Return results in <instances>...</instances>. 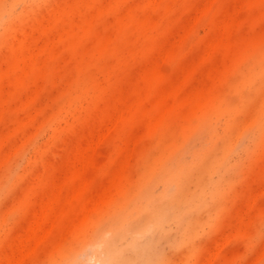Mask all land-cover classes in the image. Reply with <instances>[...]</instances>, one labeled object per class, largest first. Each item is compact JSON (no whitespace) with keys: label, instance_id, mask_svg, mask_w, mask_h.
Here are the masks:
<instances>
[{"label":"rangeland","instance_id":"1","mask_svg":"<svg viewBox=\"0 0 264 264\" xmlns=\"http://www.w3.org/2000/svg\"><path fill=\"white\" fill-rule=\"evenodd\" d=\"M239 1L0 0V264H97L157 219L119 255L264 264V0Z\"/></svg>","mask_w":264,"mask_h":264},{"label":"bare ground","instance_id":"2","mask_svg":"<svg viewBox=\"0 0 264 264\" xmlns=\"http://www.w3.org/2000/svg\"><path fill=\"white\" fill-rule=\"evenodd\" d=\"M240 1H242V0H240ZM239 1V3L241 4V3H243V1L242 2H240ZM156 2V1H155ZM87 3H89V1H87ZM211 3V2H210ZM239 3L237 4V5H239ZM64 5V4H63ZM242 7V6H241ZM107 9V8H106ZM238 9V8H237ZM104 10V9H103ZM61 11V10H60ZM84 11V10H83ZM239 12V11H238ZM58 18V17H57ZM229 18V17H228ZM77 19H78V17H77ZM227 19V18H226ZM238 19V18H237ZM147 20V19H146ZM240 20V19H239ZM228 22V21H227ZM51 23V22H50ZM239 24V23H238ZM48 25H49V23H48ZM221 27H223V26H221ZM236 28V27H235ZM46 29V28H45ZM223 30H224V28H223ZM232 30V29H231ZM66 30H64L63 32H65ZM68 31V30H67ZM235 31V30H234ZM222 32H225V31H222ZM231 32V31H230ZM233 32V31H232ZM224 34V33H223ZM222 34V35H223ZM232 34H234V32L232 33ZM65 35V34H64ZM64 35H63V37H64ZM55 36V35H54ZM221 36V35H220ZM183 39V38H182ZM47 41V40H46ZM179 41V40H178ZM181 41V40H180ZM232 41V40H231ZM56 43V42H55ZM29 44V43H28ZM27 44V45H28ZM106 44V43H105ZM173 44V43H172ZM175 44V43H174ZM173 44V45H174ZM212 46V45H211ZM40 48V47H39ZM210 48V47H209ZM211 48H214V47H211ZM38 49V48H37ZM167 50V49H166ZM211 50V49H210ZM213 50V49H212ZM33 52V51H32ZM36 53H38V52H36ZM209 54V53H208ZM207 54V55H208ZM27 56V55H26ZM161 56V55H160ZM29 57V56H28ZM159 57V56H158ZM162 57H163V55H162ZM25 58V57H24ZM35 58H36V56H35ZM154 58H156V57H154ZM165 58V57H164ZM163 58V59H164ZM163 59H160V60H163ZM25 60H27V59H25ZM219 60V59H218ZM35 61V60H34ZM165 61V60H164ZM31 62V61H30ZM159 63H161V62H159ZM13 64V63H12ZM162 64V63H161ZM31 65V64H30ZM164 65V64H163ZM6 67V66H5ZM162 67V66H161ZM10 72V71H9ZM25 74L27 73V71L26 72H24ZM43 76V75H42ZM23 77V76H22ZM181 87V86H180ZM5 88V87H4ZM8 88V87H7ZM41 88V87H40ZM39 88V89H40ZM138 90V89H137ZM167 90V89H166ZM165 91V90H164ZM144 92V91H143ZM172 92V91H171ZM5 93H6V91H5ZM126 94V93H125ZM168 94H170V93H168ZM168 94H167V96H168ZM4 95H6V94H4ZM141 95H144L143 93L141 94ZM165 96H166V94H165ZM5 97V96H4ZM126 97V96H125ZM128 98V95H127V97L125 98V99H127ZM142 97H140L139 99H141ZM144 98V97H143ZM168 98V97H167ZM166 98V99H167ZM5 100H7V98H4ZM128 101H129V98H128ZM135 103H136V101H134ZM129 103H130V101H129ZM132 103H133V101H132ZM134 103V104H135ZM126 104H128V103H126ZM134 104H133V106H134ZM2 105V104H1ZM3 105H6V104H4L3 103ZM131 106L132 108H133V106H132V104L130 103V104H128V106ZM128 106H126V108L125 107H123V109L122 108H120V109H122V110H124V109H127V107ZM3 107V106H2ZM3 109H6V108H3ZM129 109V111L131 110V108L129 107L128 108ZM128 109H127V111H128ZM166 109V108H165ZM37 110V109H36ZM122 110H119L118 112H120V111H122ZM3 111H5V110H3ZM117 112V113H118ZM123 112V115H124V113H126V112H124V111H122ZM35 113V112H34ZM2 114V113H1ZM4 114V113H3ZM120 114V113H119ZM122 114V113H121ZM31 116V115H30ZM114 116V115H113ZM117 117H119V115L117 116L116 115V118ZM0 118H1V115H0ZM120 118V117H119ZM22 119V118H21ZM121 120V119H120ZM114 121V120H113ZM111 122V121H110ZM117 122V121H116ZM115 122V123H116ZM118 122H119V120H118ZM117 124V123H116ZM112 127V126H111ZM113 128H114V125H113ZM109 129V128H108ZM110 130H112V129H110ZM110 132V131H109ZM109 132H107V134L105 135V136H107L108 135V133ZM104 133H102V135H103ZM26 136V135H25ZM98 136H100L99 134H98ZM104 136V137H105ZM9 137V136H8ZM96 138V137H95ZM99 139H100V137H99ZM99 139H98V141H99ZM3 140H5V139H3ZM103 140V139H102ZM18 141V140H17ZM94 141V140H93ZM87 142V141H86ZM92 142V141H91ZM101 142V141H100ZM19 143V142H18ZM17 143V144H18ZM96 143V142H95ZM16 144V145H17ZM89 144L90 145H88V146H93V145H91L92 143H90L89 142ZM95 145H97V143L95 144ZM95 145H94V147H95ZM98 145H99V143H98ZM86 147V146H85ZM134 147V146H133ZM97 148V147H96ZM96 148H94L95 150H96ZM134 149V148H133ZM132 149V150H133ZM135 150V149H134ZM11 151V150H10ZM9 152V151H8ZM134 152V151H133ZM96 153V152H95ZM131 153V152H130ZM132 154V153H131ZM130 154V155H131ZM7 155V154H6ZM9 155V154H8ZM82 155V154H81ZM84 155V154H83ZM86 155V154H85ZM84 155V156H85ZM129 155V156H130ZM5 156V155H4ZM83 156V158L81 157V162L79 161V163L78 164H80L82 167L83 166H87V163L89 162V159L90 158H88V156H85L84 157ZM10 158V156H8V159ZM128 160V159H127ZM1 161H2V159H1ZM99 161V160H98ZM4 162H5V160H4ZM78 162V161H77ZM3 163V162H2ZM1 163V164H2ZM130 164V163H129ZM89 165V164H88ZM86 166H85V169H86ZM128 166V165H127ZM126 166V167H127ZM81 167V168H82ZM79 171V168L77 167V172ZM90 175V174H89ZM88 175V176H89ZM87 176V177H88ZM86 177V176H85ZM86 177V178H87ZM63 178V177H62ZM89 179L87 180V181H89L90 180V177H88ZM84 179V178H83ZM61 181V180H60ZM84 181H85V179H84ZM83 181V182H84ZM82 182V183H83ZM87 183V182H86ZM86 184H83V187L85 186ZM57 186V185H56ZM78 187H80V186H78ZM77 188V187H76ZM58 189V188H57ZM78 190H79V188H77ZM76 189V190H77ZM60 190H61V188H60ZM75 192V191H74ZM77 192V191H76ZM55 193V192H54ZM77 194V193H76ZM70 195H72V194H70ZM73 195H75V194H73ZM73 195L71 196V198L73 197ZM59 197H60V195H59ZM57 198V197H56ZM70 198V197H69ZM75 198V196L73 197V199ZM72 199V200H73ZM53 200V199H52ZM56 200V199H55ZM71 200V201H72ZM99 200V199H98ZM97 200V201H98ZM47 201V200H46ZM95 201H96V199H95ZM99 202H100V200H99ZM53 203V202H52ZM43 204V203H42ZM51 205V204H50ZM91 205V204H90ZM47 206V205H46ZM46 206H45V208H46ZM43 208H44V206H43ZM43 208H40L41 210V212H43ZM88 208H90L91 209V207H88ZM61 209V208H60ZM39 210V209H38ZM46 210V209H45ZM58 210V209H57ZM34 212V211H33ZM56 212V211H55ZM58 212V211H57ZM36 213V212H35ZM46 213V212H45ZM89 213V212H88ZM42 214V213H41ZM57 214V213H56ZM44 215L45 214H43L42 216L43 217H41L42 219L44 218ZM89 215V214H88ZM41 216V215H40ZM58 218V217H57ZM53 219V218H52ZM54 219H56V216H55V218ZM53 219V220H54ZM32 222H34L33 220H31ZM39 221V220H38ZM35 222V224H36V228H37V226H39L38 224H40V226H41V223L40 222ZM40 221H41V219H40ZM42 222V221H41ZM159 222V220L157 219V220H155L154 222H152L153 223V225H154V227H155V229L159 226V225H157V223ZM49 223H51V222H49ZM52 224H54V221H53V223H51V225ZM48 225V224H47ZM51 225H49L50 227H52ZM151 225V224H150ZM140 228H142V227H137L136 225H134V226H132V227H130L129 229H127V230H125V231H119V233L117 232L116 233V235H114V236H112V237H107V236H104V238H103V241H102V245H104L105 246V249H104V251H101V253H100V248L99 249H97L96 247H91V249H89V251H86V253H85V255L87 256H91V258H95V259H97L98 260V262L99 263H97V264H101V258H102V254H103V258L105 259V260H108V259H110L112 262H113V264H144V260H143V257H141V256H137L136 258H133V259H130V258H128V257H126V255L124 254H122V255H114L113 254V249L116 247V244H117V242L119 241V240H121L126 234H127V232L128 231H130V230H136V229H140ZM33 229V228H32ZM31 229V230H32ZM34 230V229H33ZM38 230V229H37ZM45 232L44 233H42L43 235H42V237L40 238L41 240L43 239V238H45V237H43L44 235L46 236V234H47V232H48V230H49V227H48V229H47V227L45 228ZM51 230V229H50ZM32 232L30 231V235L32 236V234H31ZM193 237H195V236H193ZM28 238V237H27ZM38 238V243H40L39 241H40V239ZM28 240H29V238H28ZM43 241V240H42ZM23 242V241H22ZM34 243V242H33ZM37 243V244H38ZM35 246H36V244H35ZM30 247V246H29ZM32 247V246H31ZM37 247V246H36ZM33 248H35V247H33ZM33 248H31L30 249V252L29 253H31L33 250ZM22 249V248H21ZM15 250V249H14ZM19 250V249H18ZM32 250V251H31ZM21 250H19L18 252H20ZM29 251V250H28ZM17 252V251H16ZM21 253H22V251H21ZM29 253L27 252V255L26 256H28L29 255ZM26 254V253H25ZM19 255V254H18ZM21 256V255H20ZM23 256V255H22ZM21 256V257H22ZM25 256V255H24ZM22 257V258H25V257ZM4 258V257H3ZM216 258V257H215ZM18 259V258H17ZM20 260V261H19ZM19 260H17V261H15V258H14V261L18 264V262H21V260L22 259H20V257H19ZM24 260V259H23ZM94 260V259H93ZM14 262V263H15ZM213 262H214V260H213ZM212 263V262H211ZM13 264V263H12Z\"/></svg>","mask_w":264,"mask_h":264},{"label":"clouds","instance_id":"3","mask_svg":"<svg viewBox=\"0 0 264 264\" xmlns=\"http://www.w3.org/2000/svg\"><path fill=\"white\" fill-rule=\"evenodd\" d=\"M155 227L154 225H147L143 228L130 230L127 234L117 242L116 247L113 249L114 255H119L121 253H146L152 246L154 237ZM91 260L92 258L89 257ZM101 264H113V262L108 259L105 260L101 258Z\"/></svg>","mask_w":264,"mask_h":264}]
</instances>
